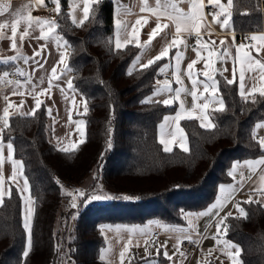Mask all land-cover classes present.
<instances>
[{"label":"trees","instance_id":"trees-1","mask_svg":"<svg viewBox=\"0 0 264 264\" xmlns=\"http://www.w3.org/2000/svg\"><path fill=\"white\" fill-rule=\"evenodd\" d=\"M60 8L55 20L70 45L72 85L88 107L82 114L85 136L67 151L57 147L42 102L34 116L9 114L11 128L2 138H12L13 154L28 181L33 202L31 248L23 227L22 195L9 182L0 205V264H112L98 256L104 244L100 224L142 223L149 218L183 224L186 210L204 208L217 186L229 181L232 160L264 153L252 135L254 123L264 119V95L258 91L242 97L220 74L218 91L224 107L209 110L212 126L193 117L181 119L188 148L165 151L157 126L176 104L144 102L165 58L147 68L136 67L132 62L139 45L116 49L112 0L90 5L83 26L73 24L66 0H60ZM231 22L237 31L260 29L264 0H233ZM74 187L88 194L94 190L100 194L102 189L114 198L84 200L78 195L73 207L67 200ZM244 201L249 200H240L239 208L246 218L240 211L225 215V236L240 247L238 264H264V197ZM140 261L134 253L125 264Z\"/></svg>","mask_w":264,"mask_h":264},{"label":"crops","instance_id":"crops-1","mask_svg":"<svg viewBox=\"0 0 264 264\" xmlns=\"http://www.w3.org/2000/svg\"><path fill=\"white\" fill-rule=\"evenodd\" d=\"M112 1L113 42L115 43L116 39H119L122 45L125 44V41H131L130 44L139 46L141 42L144 50L142 58L147 56L150 60L168 47L176 36V21L171 18L176 13L171 4L175 3L178 8L185 12L191 11L190 0H161L158 11L155 13L145 9V0ZM222 2L227 5V0H222ZM45 3H48L55 10V3L44 0ZM66 3L69 17L72 20L73 6L69 0H66ZM76 4L78 6L75 8V17L76 24H78L79 20L83 18L82 8L84 5L82 0H76ZM4 5H10L11 8L9 13L0 16V23L9 22L8 27L0 29V117L3 116V108L9 104L12 105L9 107V114L31 112L35 107L36 100L39 99L46 108L48 120L52 121L54 131L51 139L60 149H72L85 136V122L82 116L84 97L77 89L67 87L68 82L71 81V69L67 63L69 47L65 48L63 44L58 46L56 40L51 36L36 39V37L41 36V33L35 26L34 30H29V35L21 39L20 34L24 31L22 21L17 25L16 47L15 49L12 48L10 25L16 19L29 14L32 17L46 19H55V16L48 15L42 5L36 4L35 0H0V6ZM147 5L148 8H156V0H147ZM203 5L201 10L203 19L199 25V34L197 35L195 30L189 32L182 28L177 47L169 49L168 56L164 57L165 61L158 67L156 86L147 94L155 92L152 100L164 101L169 99L176 104L172 111L162 116L157 126V138L163 149L165 144L170 149L175 146L184 150L188 148L186 134L180 124L181 119L193 117L204 126L211 124L209 110L220 108L219 100L222 99L218 91L217 74L222 75L226 81H233L237 93L241 96L239 84L240 73L243 71L245 96L242 97L249 96L253 86L256 88L255 92L264 89V80L260 79L258 66L253 64L252 68H249L248 62L244 58V52L249 49L238 50V46L241 44L259 46V42L252 40L248 44L236 42V34L239 31L234 30L231 17L228 26H222L221 23L214 21L211 14L217 10L214 8L211 11L207 10L208 0H203ZM13 12H18L19 15L13 16L11 14ZM228 12L231 13V8L228 9ZM117 19L121 21L119 30L115 23ZM219 19L223 20L224 17L220 16ZM137 20H140L139 24L136 23ZM158 22L161 25L168 24V27L160 30L151 39V42L147 43ZM134 29L135 31H133ZM249 31L250 37L264 35V26ZM56 33L62 36L57 28ZM198 40L199 44L197 43ZM221 40L226 42L225 45L220 44ZM211 41H215V44H212ZM225 49L229 55L222 56L221 53ZM36 52H39V55L34 56ZM209 52H211V56H209ZM62 54H64L63 63L58 65L57 62L61 60ZM251 55L264 63V48L259 55L255 51H252ZM13 56H16L17 59H8ZM177 56H179V62ZM192 60H197V63L193 65L192 75L189 77L187 65ZM177 63H179V67H177ZM206 63L207 68H205ZM165 65H167L165 71L160 73L159 69ZM53 67L57 68L55 76L52 75ZM8 68L18 73H24L22 75L24 78L13 80L9 76L4 77L3 74ZM203 71H207L212 79L209 80L203 76ZM177 77H179V83ZM193 79L197 81L196 85L192 84ZM212 80L216 81L215 97H212ZM165 81L169 82L168 87L172 91L165 88ZM205 83L210 86L208 93L204 92ZM43 89L48 91L40 94ZM177 89L180 90L178 98L175 95ZM158 90H160L159 94H156ZM192 92H195L196 95H191ZM5 96L8 97L7 101ZM205 103L208 104L207 109L202 108ZM21 105L22 107H18ZM48 109L52 110L51 115H49ZM177 114L181 117L178 121L171 119ZM165 117L170 119L166 121ZM80 121L83 123H79ZM257 123H264V119L256 121L253 130ZM2 124L3 119H0V126ZM162 125L163 127H161ZM178 128L183 130L182 133L177 130ZM81 132H83V136H81ZM260 137H264V128L257 130L256 139L258 140ZM2 140L3 147L0 148V197L8 193L9 182L16 184L22 195L23 215L28 217V222L31 224L33 202L29 193L28 181L22 172V163H13V160L20 161V159L14 156L13 150L10 151L7 148L6 145L9 141L3 138ZM161 140L164 141L163 144ZM262 156L264 153L254 157L232 160L228 168L229 181L217 186L215 197L204 208L186 210L183 224L164 223L154 218L146 219L142 223L105 222L100 224L99 231L104 238V244L99 250V258L112 264H125L135 253L141 257L139 264H204L207 261H212L214 264H233L228 253H235L236 249L226 247V242H231L238 247L239 245L225 236L224 223L220 225V232L218 233L217 224L225 215L239 212L237 205L240 204V200L263 199L264 165L249 167L245 164V161H255ZM236 162L239 164L234 168L233 165ZM13 173H15L14 179H12ZM221 186H223V190H221ZM214 204L219 205V207L213 208ZM204 212L208 214L198 215ZM154 231L158 232L156 236L152 234ZM183 237H190V240L196 245V249L190 254L181 252L177 248V243Z\"/></svg>","mask_w":264,"mask_h":264},{"label":"snow or ice","instance_id":"snow-or-ice-1","mask_svg":"<svg viewBox=\"0 0 264 264\" xmlns=\"http://www.w3.org/2000/svg\"><path fill=\"white\" fill-rule=\"evenodd\" d=\"M50 2L56 4L55 11L59 14L60 11H61L60 0H50ZM69 2L73 6V12L71 13L72 22H73V24H76L77 21H76V17H75V8L78 5L76 4V0H69ZM82 2H83V5H84L83 8H82L83 18L81 20H79V22H78L79 26H83L85 21H87L89 19V6L92 5V4H98L100 2V0H82ZM160 2H161V0H156L157 7L156 8H148L147 0H145L144 7H145V9L155 13V12L158 11V8L160 6ZM35 3L39 4V5H43L44 4V0H35ZM232 3H233V0H227V5H225L222 2V0H208L209 6L217 10V11H214V12L211 13L213 15L214 21H216L218 23H221L222 26H225V27L228 26L229 21H230V17H231V13L228 12V9L232 7ZM190 4H191V11L190 12H185L183 9L178 8L175 3L171 4V7L174 9V11L176 13L174 17H171V18L175 19V21H176V24H175L176 36L173 38L172 43L169 44L168 47L164 48L159 53V55H157L153 59L149 60L147 64L141 65L142 68H147L150 65H152L153 63H155L157 60H160V59H162L164 57H167L168 53H169V49L177 47V44H178V41H179V34H180L182 28H183L184 31H189V32H191L192 30H195L197 35L199 34V25H200L201 20L203 19L202 11H201L202 8L204 7L203 0H190ZM10 8H11L10 5L0 6V16H2L4 13H9L10 12ZM142 10H144V9H142ZM117 12H119V9H117ZM11 14L13 16H18L19 15L18 12H13ZM220 16H223L224 19L220 20L219 19ZM92 18L95 19V12H93ZM22 21L24 23V31L20 34V38L21 39H23L24 36L29 35L30 34L29 30L30 29L34 30V26H35V28L39 29V31L41 33V36L36 37V39L48 38L49 36H51L52 38H54L56 40L58 46L63 44L65 48L70 47V45L68 44V41L66 39H64L62 36H59L56 33V28L58 27V23H57V21L55 19H46V18H41V17H32L29 14L27 16L21 17L20 19H16L15 22L11 23V25H10L11 26V39H12V48L13 49H15V47H16L15 37H16V34H17V25H19ZM115 23L117 25V29L119 30V26L121 24V21L119 19H117L115 21ZM136 23L139 24L140 20H137ZM8 26H9V22L8 21L0 23V29H4V28H6ZM167 27H168V24L161 25L158 22L156 24V27L153 29L152 33L150 34V38H149V41L147 43H150L151 39H153L154 36L157 35L160 30H162L163 28H167ZM133 31H135V29ZM249 39H251L252 41H258L259 42V46L241 44V45L238 46V50L239 49H244V48H248L249 49L248 51L244 52V58L248 62L249 68H252L253 64L258 66L260 79L264 80V63H262L261 60L256 59L255 57H253L251 55L252 51H255L257 53V55H259L261 50H262V48H264V35H259V36L253 35ZM130 42L131 41H125V44L122 45L120 40L116 39L115 47H116L117 50H119L120 48L125 47L127 45V43H130ZM180 42H182V41H180ZM197 43L199 44V40L197 41ZM211 43L215 44V41H211ZM225 43L226 42L224 40L220 41L221 45H225ZM41 47L43 48V46H41ZM36 55H39V52L34 53V56H36ZM221 55L222 56L229 55V53L227 52V49H225L221 53ZM209 56H211V52H209ZM199 58L200 57L198 55V59ZM8 59L9 60H16L17 57L13 56V57H9ZM63 60H64V54L61 55V60L57 62L58 65L62 64ZM177 61L179 62V56H177ZM196 63H197V60H192L187 65V69L189 70L188 71L189 77H191V75H192L191 69L193 68V65H195ZM40 67H43V65H40ZM165 67H167V65H165L164 67H161L159 69V72L163 73L165 71ZM177 67H179V63H177ZM207 67H208V65L206 63L205 64V68H207ZM253 70L255 71V69H253ZM225 71H227V69H225ZM233 71H235V70L233 69ZM56 72H57V68L53 67L52 68V75L55 76ZM20 74L24 75V73H22V72ZM130 74H131V70L129 71V75ZM202 74H203V76L207 77L209 80L212 79L209 76V73L207 71H203ZM3 76L7 77V76H9V73L5 72L3 74ZM243 81H244V73H243V71H241V73H240V84H239V88L241 90L240 91L241 96H245V92H244L245 85H244ZM8 82L9 83H13L11 81H8ZM177 82L178 83L180 82L179 81V77H177ZM226 83L231 84V83H233V81L227 80ZM168 84H169V82L165 81V88L168 91H172V89L170 87H168ZM192 84L196 85L197 81L195 79H193L192 80ZM215 86H216V81L212 80V97H215V94H216ZM67 87L69 89L73 88V85H72L71 81L68 82ZM209 87H210L209 84H207V83L204 84V92L205 93L209 92ZM47 91H48L47 89H43V90H41L40 94L46 93ZM159 91L160 90H158L156 94H159ZM255 91H256V88H255V86H253V88L251 89V92L249 93V95H251ZM179 94H180V90L177 89L176 92H175L176 98L179 97ZM191 95L195 96L196 93L192 92ZM261 95H264V89L261 90ZM5 100L6 101L8 100L7 96H5ZM144 102L148 103V102H153V101H152L151 98H148V100H146ZM173 102H174L173 100H169V99H166V100L162 101V103H164L165 105L171 104ZM40 103H41V101L39 99H37L35 107L31 110V112H28V113H22L21 112L19 114L20 115L34 116L35 112H36V109H38L39 106H40ZM219 104L221 105V108L218 109V110H223L224 105H223V100L222 99L219 100ZM11 106L12 105L9 104V106L4 107L3 108V116L0 117V119H3V124H2V126H0V148L3 147L2 137H3V133H4L5 129H9L10 130V128H11V125L9 123V107H11ZM18 107H22V105L18 106ZM202 108L203 109H207L208 108V104L207 103L203 104ZM83 110H84L85 113H87V111H88V107H87V103L86 102H84ZM51 111H52L51 109H48L49 115H51ZM180 118H181L180 115L177 114V116L172 117L171 119H173L174 121H178ZM168 119H170V118L169 117H165L166 121ZM79 123L82 124L83 121H80ZM207 126L211 127L212 125L209 124ZM161 127H163V125ZM260 128H264V123H257L255 125V128H254V130L252 132L253 138L257 137V130H259ZM177 130L180 131L181 133L183 131L182 129H179V128ZM80 134H81V136H83V132H81ZM11 139L12 138L9 137V142L6 145L7 148L10 151L13 150V144L10 142ZM82 142H83V140H81V143ZM161 143L163 144L164 141L161 140ZM257 143L260 145L261 151L264 152V137H260L257 140ZM109 146H110V142H109ZM63 150L67 151V149H63ZM164 150L165 151H171V149L166 144H165ZM185 150H187V149H185ZM13 163L14 164H20L22 162L13 160ZM238 164H239V162H236V164L233 165V167L235 168ZM245 164L247 166H249V167H256L257 165H264V156H262L261 158L255 160V161H245ZM14 177H15V173H13L12 179H14ZM242 181H243V177H242ZM221 190H223V186H221ZM78 191H79V196L82 199H84V200H88L89 198L92 199V200H102V199H113L114 198V197H111V196L107 195L106 193H103L102 189L100 190V194H95V190L91 194H88V193H86L83 190H78ZM123 198L124 199H128V197H123ZM251 202H252L251 200L244 201V203H251ZM2 203H3V199H2V197H0V205H2ZM73 207H76L75 203H73ZM212 207L216 208V207H219V205L214 204ZM237 207L239 208V205H237ZM239 211L246 218V213H244L243 208H239ZM207 214H208L207 212H204V213H199L198 215H207ZM217 215H218V213H217ZM228 215L230 216L231 213H229ZM225 219H226V217L225 218H221L220 222L217 224V232L218 233L220 232V225H222L224 223ZM23 227L28 232V245L27 246H28V249L30 250V248H31V225L28 222V217L27 216L24 217ZM225 234H226V230H225ZM189 239H190V237H189ZM226 247L235 248L236 249L235 253L229 252L228 255L232 258L233 264H238L237 258L240 255L239 247L237 245H235V244H232L231 242H226ZM165 255H167V253H165ZM23 256L24 257L28 256V250H26L23 253ZM101 258L103 259V257H101Z\"/></svg>","mask_w":264,"mask_h":264},{"label":"built area","instance_id":"built-area-1","mask_svg":"<svg viewBox=\"0 0 264 264\" xmlns=\"http://www.w3.org/2000/svg\"><path fill=\"white\" fill-rule=\"evenodd\" d=\"M42 8L47 11L48 15L55 16L56 11L53 8H51V6L48 3L43 4ZM207 10L211 11L212 7L208 6ZM249 38H250L249 30L239 31L236 34V42H245L248 44L251 42V39ZM6 72L9 73V77L13 80H22L24 78L20 73L16 72L15 70L11 68H8ZM78 195H79V191L77 189L72 190L71 195L67 200L68 203L70 205H73V203L76 204ZM157 233H158L157 231H154L152 234L153 236H156ZM154 241H156V239H154ZM177 248L181 252L190 254L196 249V245L189 239V237H183L177 243Z\"/></svg>","mask_w":264,"mask_h":264},{"label":"rangeland","instance_id":"rangeland-1","mask_svg":"<svg viewBox=\"0 0 264 264\" xmlns=\"http://www.w3.org/2000/svg\"><path fill=\"white\" fill-rule=\"evenodd\" d=\"M124 43V42H123ZM115 44V43H114ZM140 44V50L138 51V53L136 54V56L134 57V59H133V62H132V65L133 66H137V67H140L141 65H143V64H146V63H148V61L150 60V59H148V57L147 56H145L144 58H142V56H143V47H142V45L143 44H141V42L139 43ZM154 93L155 92H153L152 94H149V95H146L145 97H144V99L145 100H147L148 98H153L154 96ZM48 129H49V135L50 136H52V132L54 131V128H53V126H52V121H50V120H48ZM74 189H76L75 187L74 188H72V189H70V192L72 191V190H74ZM259 194H260V192H259ZM259 194H257V196H259Z\"/></svg>","mask_w":264,"mask_h":264}]
</instances>
